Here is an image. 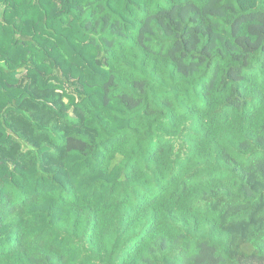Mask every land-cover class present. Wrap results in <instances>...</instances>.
Returning <instances> with one entry per match:
<instances>
[{
    "label": "clouds",
    "instance_id": "obj_1",
    "mask_svg": "<svg viewBox=\"0 0 264 264\" xmlns=\"http://www.w3.org/2000/svg\"><path fill=\"white\" fill-rule=\"evenodd\" d=\"M0 161V264H264V0H0Z\"/></svg>",
    "mask_w": 264,
    "mask_h": 264
},
{
    "label": "trees",
    "instance_id": "obj_2",
    "mask_svg": "<svg viewBox=\"0 0 264 264\" xmlns=\"http://www.w3.org/2000/svg\"><path fill=\"white\" fill-rule=\"evenodd\" d=\"M168 15H170V13H168ZM239 23H240V21L238 20L237 21V24H239ZM85 27H87V26H85ZM177 27H179V25H177ZM234 29H235V25H234ZM209 31H210V29H209ZM142 40H143V36H141V41ZM106 42L109 45L111 44L110 41H106ZM184 44H185V46L187 48L188 41L185 40L184 41ZM178 45H179V42H177V46ZM205 51H206V49H205ZM109 83H111V81H109ZM32 95H34V96H40L41 95L40 90L35 86V84H34V86L32 88ZM122 99H127V97H122ZM107 102H108V100H107V97H106L105 98V103H107ZM25 103H27V102H25ZM30 107L36 109V111H34L32 113L34 119H38V120H40L42 122H46L47 113L43 110V108L38 107L36 105H30ZM13 124H14V126L16 128L22 129L23 132H24V134L30 140H32L33 143H35V144H38L39 143L40 137L32 138L28 126L25 124V122L22 119L15 118L14 117L13 118ZM59 126L60 125L58 124V127ZM85 131H86V134H89V135L91 134L90 132H87V130H85ZM82 143L83 142L75 141V140H73L72 137H69L68 144H69V147L72 148V149L81 148V150H82L83 147H84V145ZM57 152L60 153L61 155L63 154V150L60 149L59 147H57ZM0 163H2V161H0ZM50 166H62V162H61V160L50 156L48 153H44L43 154V158H42V167H44L45 169H47ZM11 199H12V197L10 195L5 194V201L4 202H0V203H2V208H0V215L8 216L13 211H15V208H16L15 205H12L11 207H8V202H10ZM200 259H201L200 257L197 258V264H199ZM60 261H64V257L63 256L58 257L57 264H59Z\"/></svg>",
    "mask_w": 264,
    "mask_h": 264
}]
</instances>
